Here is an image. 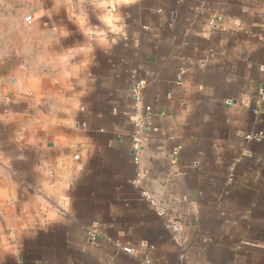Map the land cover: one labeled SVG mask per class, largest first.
I'll use <instances>...</instances> for the list:
<instances>
[{
    "label": "crops",
    "instance_id": "0c3cea01",
    "mask_svg": "<svg viewBox=\"0 0 264 264\" xmlns=\"http://www.w3.org/2000/svg\"><path fill=\"white\" fill-rule=\"evenodd\" d=\"M261 87L264 0H0V264H264Z\"/></svg>",
    "mask_w": 264,
    "mask_h": 264
},
{
    "label": "built area",
    "instance_id": "2783aa9c",
    "mask_svg": "<svg viewBox=\"0 0 264 264\" xmlns=\"http://www.w3.org/2000/svg\"><path fill=\"white\" fill-rule=\"evenodd\" d=\"M30 17H28L26 20L30 21ZM179 78H181L179 76ZM147 84V78H138L136 79L135 84L133 85V90L134 93L136 95H139V93L141 92V90L146 86ZM264 102V88L261 87L259 89V94L258 97L255 101V104L252 108V111L254 113H258L260 110L261 105ZM152 119V109L150 106H146L145 107V111L143 113L137 114L136 115V120H135V130L133 133V139H132V143H133V148L135 150V157L134 160L136 162L137 165L140 164V149L142 146V142H143V138H142V134L144 131V128L147 127L148 124H150ZM247 139H260L261 136L258 134H248L246 135ZM182 150V145L177 146L173 151H172V157H171V163H170V170H168V172H172V173H180V169L178 167V161H179V155L180 152ZM234 169V167H232V170ZM136 182L137 183H142L146 178V174L144 172H142L140 169L136 172ZM233 180V175L230 176L229 178V182H232ZM143 195L145 198L151 199V201H153V198L157 195H153L151 194L149 191H143ZM166 199L164 198V200L160 203V205H162V207L164 206ZM165 208H161L160 209V215L162 216H166L165 214ZM182 218L183 215H177L176 217L173 218H169L168 222L171 225L173 232L175 235H179L182 234L184 232V224L182 222ZM90 238L92 241H97L98 240V236L97 233L94 231H90ZM122 247V249H124L125 251L129 252V253H133L134 249L132 246L127 245V244H118Z\"/></svg>",
    "mask_w": 264,
    "mask_h": 264
}]
</instances>
